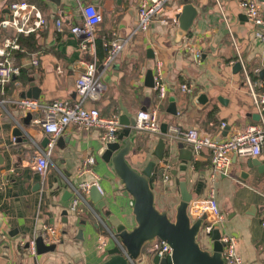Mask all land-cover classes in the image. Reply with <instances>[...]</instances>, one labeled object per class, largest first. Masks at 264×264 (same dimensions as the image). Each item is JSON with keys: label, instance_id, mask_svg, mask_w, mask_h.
<instances>
[{"label": "crops", "instance_id": "0c3cea01", "mask_svg": "<svg viewBox=\"0 0 264 264\" xmlns=\"http://www.w3.org/2000/svg\"><path fill=\"white\" fill-rule=\"evenodd\" d=\"M25 1L36 5L46 24L35 34L36 46L15 55V63L25 72L11 80L4 95L0 93L3 99L0 105V264H102L108 258L106 252L116 246L110 236L115 233L110 218H117L127 229L135 226L131 196L98 154L104 145L103 131L98 128L80 131L73 125L68 126L51 148L48 168L40 175L33 167V157L38 150H48V135L31 119L26 125V116L14 102L30 89L31 79L40 90V102L77 99L75 81L89 57L69 28L82 23L80 7L87 3L95 5L101 13V22L95 30L96 41H106L116 34L123 49L110 63H105V59L97 63L102 92L97 100H85L84 106L96 108L103 116L121 115V107L133 116L140 110L156 108L159 126L166 123L168 128L164 160L156 161L150 177L156 206L172 217L180 200L179 182H186L192 194L190 207L194 201L205 199L209 187L214 185L219 208L226 217L223 231L236 236L243 264H264V227L260 225L264 170L253 164L248 166L250 157L232 155L229 172L213 181L210 152H196L176 133L177 129L195 128L214 139H224L264 119V114L259 120L252 117L259 113L248 95L241 71L234 69L235 43L250 77L257 78L254 82L263 80L259 71L264 69V44L255 39L254 27L238 6L240 0H168L163 13L153 19L145 33L137 29V0ZM256 1L264 12V0ZM186 3L192 4L196 17L181 41L176 42L178 22L174 17ZM57 20H61V31L57 29ZM196 51L200 54L198 60H195ZM32 53H39L36 66L30 63ZM156 59L163 62L167 85V94L162 100L145 81L146 72L153 70ZM182 84L189 85L191 92H182ZM256 88L261 90L259 86ZM17 126L27 133L26 140L14 136ZM133 131L134 147L127 160L141 171L154 159L152 152L161 133ZM179 148L191 150V158H181ZM89 155L95 158L91 166L94 175L80 176L81 163ZM257 159L264 163V146ZM163 163L170 167V180L166 184L161 181ZM82 180H97L99 196L92 195L90 189L72 211L71 186ZM200 217L204 218V225L206 213ZM44 224L60 231V241L53 251L32 254L26 246L19 245L34 237ZM99 236L104 237L106 244L98 251ZM199 240L204 247L211 246L210 237L202 228ZM134 264H154L153 255L143 250Z\"/></svg>", "mask_w": 264, "mask_h": 264}, {"label": "built area", "instance_id": "2783aa9c", "mask_svg": "<svg viewBox=\"0 0 264 264\" xmlns=\"http://www.w3.org/2000/svg\"><path fill=\"white\" fill-rule=\"evenodd\" d=\"M167 1L137 0V29L140 32L145 33L148 31L153 19L163 13ZM238 6L254 27L255 39L264 44V12L261 4L256 0H240ZM7 7L10 18L2 17L0 19V93L2 95L5 94L6 86L11 80L21 73V67L14 61L16 53L25 52V48L20 42V37L36 34L46 24V19L33 3L25 0H13L8 3ZM80 8L83 21L81 24L70 26L69 31L80 39V48L88 55L89 59L84 62L83 71L75 81L77 99H61L43 103L39 99L22 97L14 101L22 115L31 114V122L39 126L42 132L48 135V150H38L33 157V167L40 175L45 174L49 165L51 148L68 126L73 125L80 131H87L91 128L101 129L103 131L101 138L104 143L115 141L121 129L119 114L103 116L96 108H86L84 106L85 100H97L102 92V85L96 73L97 62L95 57V30L101 22V13L95 5L90 3L84 4ZM162 22L166 23L163 20ZM56 26L58 31L62 30L61 20H57ZM3 32L5 34L2 35ZM103 45L107 50V55L104 58L105 63H110L123 49V43L117 39L116 34H113ZM234 45L236 48L235 62L240 65L248 95L260 117H262L264 114V79L257 82L252 81L241 51L235 43ZM187 49L189 50L190 48L187 46ZM30 55V63L34 66L38 65L39 53ZM199 57L200 54L196 51L195 60H198ZM152 75L154 89L157 91L158 98L162 100L166 97L167 85L163 77V62L160 59L155 60ZM256 86H259L261 90H257ZM180 87L182 92H191V87L187 84H182ZM2 104L3 99L0 98V105ZM133 129L138 132L158 135L160 133L158 110L152 108L138 111L135 116ZM176 133L183 141L190 144L196 152L201 150L210 152V176L214 181L217 176L226 175L229 172L232 155L256 158L260 156L264 146V119L261 118L259 123L247 125L224 139H214L211 136L200 133L195 128L177 129ZM94 162V156L85 157L81 163L79 175L82 176L86 173L94 175L91 168ZM169 170V165L163 163L161 181L164 184L170 180ZM93 186L100 190L97 180L95 182L82 180L76 186H71L70 208L72 211L78 208L79 202L83 201V194L89 192ZM204 213H206L207 222L202 226V231L210 237L214 229H219L225 264H243V260L237 251L236 236L223 231L226 217L219 208L216 199V188L212 184L208 189V196L201 201H194L189 209L190 217L198 218ZM97 219L103 223L98 216ZM260 225L264 227V209L260 214ZM38 236L42 237L44 244L56 245L59 243L61 235L58 228L44 224L34 237L27 242H20L19 245L22 247L26 246L30 253L35 254V241ZM110 236L122 253H125V249L115 235L110 233ZM105 244L104 237L99 236L96 249L98 251L102 250ZM144 252L153 256L157 255L159 258H165L170 256L171 248L165 242L155 239L145 246Z\"/></svg>", "mask_w": 264, "mask_h": 264}, {"label": "water", "instance_id": "95a60500", "mask_svg": "<svg viewBox=\"0 0 264 264\" xmlns=\"http://www.w3.org/2000/svg\"><path fill=\"white\" fill-rule=\"evenodd\" d=\"M10 0H0V13L3 17L10 18L7 3ZM59 3V0H51ZM186 1V0H185ZM196 11L192 4L186 3L181 12L174 19L178 22L176 32V42H180L182 37L191 27ZM152 56V55H151ZM30 66H27L29 68ZM235 70H240L239 63H235ZM259 75L264 79V69L259 71ZM145 81L148 86L154 87L152 70L146 72ZM40 90L35 86L33 80H30V89L22 97L38 99ZM219 100L223 98L219 97ZM145 109V108H143ZM120 123L123 125L115 141L106 142L99 149L98 154L102 161L109 164L114 176L122 183L123 189L131 196L132 213L135 220V226L127 229L117 218H110V224L113 227L115 237L119 240L125 253L116 245L106 252L108 258L102 264H134L140 258L145 246L155 239L161 240L171 248L170 256L159 258L153 256L154 264H225L222 250L223 245L220 241L219 229H214L210 235L211 246L204 247L199 240L203 217L193 220L189 215V207L192 201V194L188 191L186 182H179L180 200L174 208V214L171 217L164 209L156 206V196L150 184V177L156 161L162 162L167 147L165 136L167 135V124L160 123L161 136L158 137L155 148L152 152L153 160H150L143 170H137L127 160L131 149L134 147L135 116L126 108L121 107ZM173 113L174 110H173ZM256 120L260 119L259 114H252ZM31 114H28L24 122L29 124ZM14 136L26 140V132L17 126L13 131ZM125 137V139H123ZM23 139V140H24ZM123 139L122 142H119ZM48 140V139H47ZM61 142V140L59 139ZM179 153L183 154L181 158L189 160L192 152L186 148H179ZM255 165L259 170H264L263 163L256 157H250L247 165ZM243 172H241V175ZM91 194L99 196L98 189L91 187ZM69 195H72V193ZM36 251L43 253L53 251L55 245H45L41 236L36 238Z\"/></svg>", "mask_w": 264, "mask_h": 264}, {"label": "trees", "instance_id": "16d2710c", "mask_svg": "<svg viewBox=\"0 0 264 264\" xmlns=\"http://www.w3.org/2000/svg\"><path fill=\"white\" fill-rule=\"evenodd\" d=\"M20 42L22 44V46L26 49H33L34 46H36V35L35 34H31L29 36H22L20 37ZM104 42L105 41H96L95 42V57H96V62H102V60L106 57L107 55V50L104 47ZM17 54V53H16ZM19 54V53H18ZM21 72L24 73L25 69L21 68ZM252 80L255 81V79H257L256 77L252 76Z\"/></svg>", "mask_w": 264, "mask_h": 264}]
</instances>
